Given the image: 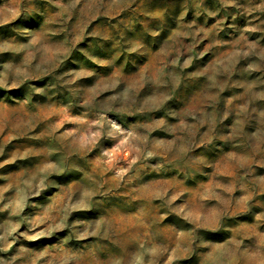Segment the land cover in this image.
<instances>
[{
    "label": "clouds",
    "instance_id": "obj_1",
    "mask_svg": "<svg viewBox=\"0 0 264 264\" xmlns=\"http://www.w3.org/2000/svg\"><path fill=\"white\" fill-rule=\"evenodd\" d=\"M0 157V264H264V0H0Z\"/></svg>",
    "mask_w": 264,
    "mask_h": 264
},
{
    "label": "rangeland",
    "instance_id": "obj_2",
    "mask_svg": "<svg viewBox=\"0 0 264 264\" xmlns=\"http://www.w3.org/2000/svg\"><path fill=\"white\" fill-rule=\"evenodd\" d=\"M11 148V145H9L7 148H5V157L7 156L8 149ZM4 157H0V159H3Z\"/></svg>",
    "mask_w": 264,
    "mask_h": 264
}]
</instances>
